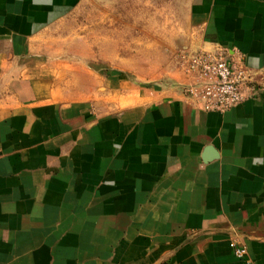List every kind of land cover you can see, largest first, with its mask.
Masks as SVG:
<instances>
[{
	"label": "crops",
	"instance_id": "obj_1",
	"mask_svg": "<svg viewBox=\"0 0 264 264\" xmlns=\"http://www.w3.org/2000/svg\"><path fill=\"white\" fill-rule=\"evenodd\" d=\"M82 1L0 0V264H264V0H191L190 48L258 88L226 112L183 70L139 87L57 60L45 36Z\"/></svg>",
	"mask_w": 264,
	"mask_h": 264
},
{
	"label": "rangeland",
	"instance_id": "obj_2",
	"mask_svg": "<svg viewBox=\"0 0 264 264\" xmlns=\"http://www.w3.org/2000/svg\"><path fill=\"white\" fill-rule=\"evenodd\" d=\"M190 3L83 0L44 40L57 60L112 68L136 79L133 83L139 87L165 83L161 80L168 72L183 70V56L194 52L190 48ZM103 94L101 89L94 97Z\"/></svg>",
	"mask_w": 264,
	"mask_h": 264
},
{
	"label": "built area",
	"instance_id": "obj_3",
	"mask_svg": "<svg viewBox=\"0 0 264 264\" xmlns=\"http://www.w3.org/2000/svg\"><path fill=\"white\" fill-rule=\"evenodd\" d=\"M187 76L185 98L195 108L226 112L255 95L258 88L242 56L235 57L225 49H200L183 56ZM235 254L244 258L247 249L232 242Z\"/></svg>",
	"mask_w": 264,
	"mask_h": 264
}]
</instances>
